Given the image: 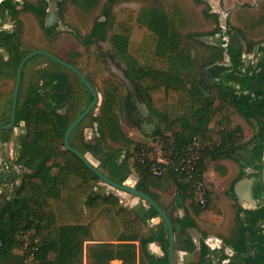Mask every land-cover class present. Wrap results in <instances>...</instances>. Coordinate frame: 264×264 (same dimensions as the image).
<instances>
[{
  "label": "trees",
  "instance_id": "1",
  "mask_svg": "<svg viewBox=\"0 0 264 264\" xmlns=\"http://www.w3.org/2000/svg\"><path fill=\"white\" fill-rule=\"evenodd\" d=\"M14 2L15 0H5L2 4L13 15L17 11ZM25 9L34 12L38 17L46 14V9L32 5H26ZM144 20L148 30L152 32L151 38L147 37L141 43L133 42L130 39L137 32L138 15L132 10L122 9L114 29V45L120 55L134 62L149 61L148 71L138 76L137 84L149 96L151 108L157 114L168 118V130L180 141L179 150L186 146L188 139L198 134L202 135L204 144L220 145L213 150L208 149L203 152L205 154L197 171V179L204 181L208 155L230 157L236 152L234 142L230 140L227 145L224 140L230 139L239 132L245 119L255 120L260 126V132L257 135L260 141L255 149H264V97L253 99L251 94H238L235 89L220 82L217 84L218 100L210 105L204 104L205 101H209V98H205L204 83L200 82L199 85L193 84L189 87L181 76L184 63H190L193 58L183 50L179 51L178 39L174 38L175 33L170 27L168 14L151 9ZM108 27V21H97L89 36V42L95 39L105 40ZM7 38L5 45L17 49L16 34ZM146 40H153L154 43L151 45ZM214 50L219 52V58L222 59L223 50L220 48ZM26 55V53L23 54L21 58L13 55L10 61L14 64L11 63V65L17 68ZM69 63L79 69L87 67V53L81 51ZM241 69V54H239L234 58L232 74L240 78L245 77ZM45 77L48 90L46 97L44 94L42 96L38 90H33L22 103H19L18 107L16 126L24 122L27 135L17 164L28 168L32 173L22 174L21 188L11 200L13 213L0 220V264H25L26 256L15 252L16 249L23 247V243L18 238L20 232L30 233L33 239L39 242V251L36 253L38 264H72L74 260H81L80 256H77L80 243H76V240L72 243L70 236L62 235L61 229L67 226L85 225H88L96 241H119L123 237H129V241L140 239L141 252L148 264H169V231L164 221L159 224L156 231H151L149 238L139 237L146 228L145 220L148 217H160L158 212L150 207L146 218H142L139 214L124 208L114 194L103 196L97 193L96 187L101 179L80 158L65 150L64 143L63 146H57V140L64 138L70 126L67 118L58 114L59 105L67 98L65 93L69 90L68 78L61 72H47ZM255 77L252 76L249 79L254 80ZM111 84L106 82L110 88L113 87ZM41 96L46 104L38 107L34 112L33 103L41 100ZM190 109L194 110V113L189 117L188 125L184 123L183 118ZM217 127L221 130H217ZM101 139H105L103 131H101ZM71 145L84 155L86 152H92L100 162L99 169L101 167L116 168L120 165L124 174L118 178H112L103 173L117 183L128 184L131 174L129 160L126 157L118 163L121 151H115L108 146L105 147V152L95 151L93 146L88 144L83 151L75 147L72 142ZM51 161L52 164H49ZM159 165L163 170L162 176L159 177L152 173V163L139 167L137 187L140 191L154 198L147 188L148 185L165 189L175 184L182 191L191 189L193 180L189 176L176 171L172 165ZM53 168L58 170L57 174L50 176ZM8 174L11 173L0 174V184L13 182V175ZM72 176L81 180L76 187L67 186ZM206 201V204L197 210L198 217L207 223L222 225L224 217L216 207L210 193H207ZM243 212L251 233V244L246 245L240 231L236 239L229 244L235 251L234 256L228 263H223L228 258L222 255L220 264H264V206ZM171 220L175 228V250L178 231L180 235H184L189 245L187 249L191 252L195 250L193 239L187 234V230L195 228L196 222L190 217L183 220L173 218ZM177 224H180V228H177ZM152 242H158L167 255L160 258L151 254L148 246ZM135 248L136 245L130 244L120 251L128 255ZM253 251H256L254 255ZM106 252L105 257H118L126 261L121 256H117V253L114 255L112 250ZM200 256V261L192 264L212 263L213 251L206 243L201 246ZM107 261L110 260L100 262Z\"/></svg>",
  "mask_w": 264,
  "mask_h": 264
},
{
  "label": "rangeland",
  "instance_id": "2",
  "mask_svg": "<svg viewBox=\"0 0 264 264\" xmlns=\"http://www.w3.org/2000/svg\"><path fill=\"white\" fill-rule=\"evenodd\" d=\"M211 1L217 4L216 10H222L223 15L215 12ZM250 1L254 2L255 5L260 2V0ZM26 5L46 9V6L41 0H20L15 15L0 10V18L7 22L11 20L13 22V28L11 30L19 32L21 37L20 42L16 46L17 49L15 47H9V50L2 48L0 58L8 57L9 59L13 55L16 58H21L25 53L29 54L34 50L42 49L56 52L60 59L70 62L81 51L87 53L88 65L80 69L99 93V104L88 118L73 132L71 142L75 147L84 151L86 149L85 145L88 144L93 146L95 151L102 150L105 152L106 146L115 151H121L118 163L128 157L129 168L131 170L128 179V185L130 186H137V182L139 181L137 170L139 167L142 165L148 166L151 163L152 166L164 162L175 164L178 162L176 159L177 156L186 152L188 146L193 145V143L199 145L198 150L201 153L202 161L203 154H205L203 153L205 149L203 147L202 135H194L187 140L186 146L179 150L180 141L168 130V118L157 114L151 108L149 96L137 84L138 76L148 71L150 66L149 61L134 62L130 58L120 55L116 51L113 41L114 29L119 21L122 9H129L136 12L138 15L137 32L130 40L141 43L145 38H151L152 35V32L148 30L147 24L144 22L148 11L155 9L158 12L167 13L170 20V27H172L173 33H175L174 38L178 39L179 51L183 50L185 53H192L191 58L193 59H191L192 62L189 64L191 69L186 73L187 80L199 85L200 82H203L201 80L208 79L204 71L207 70L205 69L207 67L206 65L220 56L218 51L208 48L216 49L217 47L205 44V38L218 42L223 40V36L226 35L225 33L240 37L243 27L238 21L245 25L247 22L241 19H235V17H239V11L242 12L243 10L245 15H248L249 8H254L255 5H249L247 0H53V19L50 24L47 16L49 12L48 14L46 12L45 15L41 14L38 17L34 12L26 10ZM224 10H226V13L229 11L232 12V15L227 13L229 16L225 17ZM236 11L237 13L235 14L234 12ZM97 21H108L107 37L105 40L95 39L89 42V36ZM248 29L250 28L248 27ZM0 30H4L1 25ZM242 39L243 44H241L242 46H246L248 54L255 52L258 45L262 44V41L259 40L260 38L255 40L244 35ZM146 41L151 45L154 43L153 40ZM223 60L229 64L232 58H228L227 60L225 58ZM252 60L256 61V56ZM24 72L25 75L20 94L21 102L33 90H40L42 96L44 94L46 97L48 90L46 89L47 79L45 74L47 72H61L68 78L69 90L65 93L67 94V98L58 107V114L66 117L71 124L89 104L90 93L81 79L74 72L58 66L45 56L39 55L32 58L26 64ZM15 82L16 76L15 74H11L8 81L4 83L10 93L14 90ZM106 82H111L113 87H108ZM203 85L205 98H209V101H205L204 104L210 105L213 101L218 100L217 83L212 84V82L209 83L206 81V84ZM10 96H12V93ZM42 96L40 98L41 100L33 103L32 109L34 112L38 107L46 104ZM193 113L194 110L192 109L187 111L183 118L184 123L189 125V117ZM246 125L248 126V135L246 137L243 135V138L241 136L237 137L242 138L240 141L237 140L240 145L250 144L252 142L250 139H252L255 128L250 124ZM101 131L104 132L105 139H101ZM26 135L27 127L22 122L20 126H17L16 129L9 132L4 145H0L1 152L3 150L4 153L2 157L7 160L6 167L9 168V170L7 169V173L11 172L14 179H19L22 174L26 173L24 166L17 164V159L22 150ZM63 142L64 138H59L57 140V146H63ZM85 154L94 165L97 167L100 166L99 160L92 152H86ZM49 164H52V161ZM100 170L112 178H118L124 174L120 165L116 168L101 167ZM57 171L56 168H53L49 175L53 176L57 174ZM207 178L210 182H214L209 174ZM224 180L226 181V179ZM217 182L218 187L223 190L221 194H230L231 191L227 183L225 185L223 180H218ZM207 188L203 184V186L198 185L195 190L198 192L210 191V188ZM12 194L10 196L11 198H13ZM193 194H195V191ZM168 197H170L169 200L174 205L179 204L180 189L174 186L168 193ZM196 202L198 203V201ZM198 205L202 207L201 204L198 203ZM176 212L177 210L172 208L171 215L174 220H180ZM177 213L180 216V213ZM160 220V224H162L163 220ZM177 228H180V224H177ZM179 232L176 239L178 249V262L176 264L184 262V260H180V248L187 249L189 247L184 235H180ZM231 232L229 231L228 233ZM248 233L251 236L250 231ZM150 236L151 232H148L142 239H147ZM249 240L251 242V237H249ZM203 243L206 242L203 241ZM202 244L198 246L197 251H192L194 252V262H186V264L200 261L199 249H201ZM221 246L222 248L225 247L223 245ZM136 248L128 255H125L122 251H118L117 256H121L126 261L122 263L117 262L116 264H148V261L142 255L141 244L139 245V253ZM225 250H221V255L226 256ZM255 253L256 251H253V255ZM166 255L167 253L164 252L163 257ZM29 257L26 256L25 264H38L36 255L32 258ZM221 262L220 259L216 262L212 257V263L210 264H220ZM94 263L100 264V262L96 261ZM72 264H83V262L77 259Z\"/></svg>",
  "mask_w": 264,
  "mask_h": 264
},
{
  "label": "crops",
  "instance_id": "3",
  "mask_svg": "<svg viewBox=\"0 0 264 264\" xmlns=\"http://www.w3.org/2000/svg\"><path fill=\"white\" fill-rule=\"evenodd\" d=\"M18 1L20 3V0ZM41 1H43V4L46 6V12L48 14L49 10L52 9L53 2L51 0ZM247 2L251 6L255 5V3L252 1L249 2V0H247ZM224 11L225 17L229 16L227 13L232 15V12L229 11L226 13V10ZM243 11H239V17H235V19H241L247 22L245 25L238 21V23L243 27L240 37L231 36L229 38H226V36L224 35L223 41L221 40L214 44L205 43L209 46H214L222 49L223 58L216 59L206 65L207 67L205 69L207 70L204 71L206 73V78L208 79H204L201 81H203L204 84H206V81L209 83L212 82V84L224 82L225 85L235 89L238 94L252 93L257 98H263L264 66L258 72L257 77L254 80L237 77L231 72L233 68V58H235L242 50V36L245 35L255 40H257L258 38H264V0H260V2L254 6V8L250 7L248 15H245V12ZM234 13L236 14L237 11ZM12 24L13 22L11 20L7 22L0 18V25L6 31H14L11 30L13 28ZM248 27L250 29H248ZM53 54L59 56L56 52H53ZM188 55L192 56V53L188 52ZM225 58L226 60L228 58H232V60H230L231 63L228 64L227 62H224L223 59ZM190 63H184L181 75L182 78L187 82V85L189 87L194 83L191 81L189 82L186 77L187 71H190L191 69L189 66ZM246 124H250L255 128L252 139H250L252 142L250 144L246 143L240 145L237 140L240 141L242 140L243 135L245 137L248 135V126ZM217 130H221V128L217 127ZM259 132L260 126L255 120L245 119L241 124L239 132L233 135L230 139L224 140L225 144L227 143V145L230 140L234 142L236 152L233 153L232 156L223 157L217 154L215 156L208 155L207 168L203 176L204 181H202V184H204L206 188H210V191L208 190L207 193H210L216 207L224 217L222 225L210 224L198 217L197 210H199L201 207L196 202L197 194L196 190L193 188V185L188 191H182V189H180V202L177 205H174L173 202L171 203V200H169L170 197H168V193L174 186H176L175 184H172L165 189H161L151 185L147 186L149 191L154 195V198H152L158 202V204L167 212L171 219L173 218V216L171 215V210L173 208L180 213L179 216V214L176 212V214L178 215L177 217H180V220L190 217L196 222L195 228L187 230V233L193 239L195 250H198V246L202 244L203 241H205L207 244H210L211 242L213 244V247H216L215 250H212L214 255L213 259L216 260V262L222 257V249H226V256L228 258L225 259L223 263H228L234 256L235 251L229 244H231L236 239L240 231L243 240L246 242V245L248 246L251 244L249 240L250 236L248 235L249 226L246 224V218L243 211L256 210L264 203V149H255L260 141L257 137ZM238 136H241L242 138H237ZM218 146L220 145H206L203 142L205 151H207L208 149L213 150ZM2 163L3 162L0 158V174L7 173V171L9 170L8 168V170L5 171V169L2 168ZM208 174L210 175V177H212L214 182H210L208 180ZM55 175L56 174H54L53 176ZM21 177L22 176H20L19 179H13V182L0 184V220L4 219L6 216L12 215L13 213V206H11L12 198L10 196L12 193V195L14 196L20 190L22 185ZM224 179H226V181ZM218 180H223L225 182V185L227 183V186L231 191L230 194H221L223 190L218 187ZM80 183L81 180L79 178H77L76 176H72L69 179L67 186L76 187ZM223 188H225V186H223ZM232 188H234V192H232ZM96 191L103 196L114 194L119 198L120 203L124 208H126L130 212L139 214L142 218H146L145 216L149 213L150 206H148L145 201L143 202L140 198L114 190L112 187L106 185L103 182H100L97 185ZM194 191L195 194H193ZM174 218H176V216H174ZM160 219V217H148L145 220L147 224L146 228L139 234V237H144L146 233L156 230L161 223ZM61 231L62 235L70 236V240L72 243L74 242V240H76V243H80V251L78 252L77 256H80L83 264H95V261L100 262L106 260L110 261L104 263L100 262V264H116L117 262L122 263L123 261L118 259V257H105L107 255L106 251L112 250L113 254H116L121 249H126L127 245L130 244L136 245L137 252L139 253L140 239L136 241H129V237H123L119 241H96L92 232L89 230L88 225L82 227L67 226L63 227ZM229 231L232 232L228 233ZM21 233L22 232H20L18 235L19 239ZM219 245L225 246V249H219ZM148 251L160 258L164 256V252L158 242L149 243ZM15 252L19 255H22L21 249H16ZM177 252L178 249L175 250V264L178 262ZM193 254L194 252H191L188 249L180 248V260H184V262H180V264H186V262H194L195 258Z\"/></svg>",
  "mask_w": 264,
  "mask_h": 264
},
{
  "label": "water",
  "instance_id": "4",
  "mask_svg": "<svg viewBox=\"0 0 264 264\" xmlns=\"http://www.w3.org/2000/svg\"><path fill=\"white\" fill-rule=\"evenodd\" d=\"M53 2V0H51ZM213 3V4H212ZM211 5L217 9V4L211 1ZM54 10V9H53ZM52 9L49 10V15H48V22L49 24L51 23L53 19V12ZM215 12L220 13L223 15L222 10H215ZM205 43L207 44H214L217 43L216 40H212L209 38H205ZM46 56L53 60L54 62L64 66L65 68L71 70L74 72L84 83V85L88 88V90L91 92L93 95V100L92 103L83 111V113L68 127L67 131L65 132L64 135V148L65 150H68L75 154L78 158H80L81 161L92 171L94 172L103 183L106 185L112 187L114 190L120 191L127 193L131 196L140 198L141 200L145 201L150 207L154 208L160 218L165 222L167 225L168 231H169V251H168V262L169 264H175V228L174 224L167 214V212L158 204V202L153 199L151 196L148 194L140 191L137 186H130L126 183L120 184L115 182L114 180L110 179L108 176H106L96 165H94L86 155H84L82 152H80L78 149L74 148L71 146L70 143V138L72 133L75 131V129L88 117V115L95 109L97 103H98V93L93 87L92 83L87 79L86 75L76 66L70 64L69 62H66L62 59H60L58 56L55 54L47 51V50H34L31 53L27 54L20 62L18 70H17V81H16V87H15V94H14V101H13V109H12V118L10 123L7 125L3 126L0 128V130H11L15 128L16 124V110H17V103H18V95L21 89L22 85V79H23V71L24 68L29 60L36 56ZM206 71V70H205ZM26 173H32L31 170L28 168L24 167ZM11 173V172H8ZM11 175L12 174H8ZM12 206V204H11Z\"/></svg>",
  "mask_w": 264,
  "mask_h": 264
},
{
  "label": "flooded vegetation",
  "instance_id": "5",
  "mask_svg": "<svg viewBox=\"0 0 264 264\" xmlns=\"http://www.w3.org/2000/svg\"><path fill=\"white\" fill-rule=\"evenodd\" d=\"M5 0H0V10H3L5 12H7L8 14L10 13L11 14V11L6 9L2 4ZM16 5V9H18V4H19V1L18 0H15V2L13 3ZM213 7V6H212ZM214 8V7H213ZM215 9V8H214ZM216 10V9H215ZM17 12V11H16ZM32 12V11H31ZM6 13V14H7ZM13 34H16V38H17V44L20 42L19 40L21 39L20 35H19V32H17L16 30H14L13 32L11 31H6L5 29L2 31L0 30V51L2 48H7L9 50V47L8 45H5L6 42L8 41L7 37L10 36V35H13ZM226 35V38H229L231 36H235L233 34H227L225 33ZM19 38V39H18ZM260 40L262 41V44L258 45L257 49L255 50V52H253L252 54L251 53H247V48L246 46H242V50L239 54H241V63H242V69H241V72L244 76H242L244 79H249V77H252V76H256L257 77V74L258 72L263 68L264 66V38H260ZM223 41V40H222ZM243 44V42H242ZM244 47V49H243ZM11 48H13V46H11ZM255 53V55H254ZM238 54V55H239ZM252 56V57H251ZM254 56H256V61L252 60L254 58ZM10 57L8 59V57L6 58H0V128L7 125L8 123H10L11 121V118H12V109H13V101H14V94H15V87H16V82H15V87H14V90L11 92L12 93V96H10V92L7 88V86L4 85L5 81H8L9 79V76L11 74H15L16 76V81H17V70H18V67L15 68L13 67L12 65L14 64V62L12 63L10 61ZM30 61V60H29ZM28 61V62H29ZM27 62V63H28ZM12 63V65H11ZM232 65H233V68L231 70L232 73H234V61L232 62ZM25 69V68H24ZM81 70V69H80ZM71 71V70H70ZM82 71V70H81ZM24 75H25V72L23 71V79H24ZM255 77V78H256ZM23 79H22V82H23ZM84 84V83H83ZM22 87V85H21ZM87 88V87H86ZM88 89V88H87ZM96 90V89H95ZM40 92V90H38ZM97 91V90H96ZM90 93V101H89V104L87 105V107L92 103V100H93V95L91 94V92L89 91ZM98 93V92H97ZM20 94H21V89H20V92H19V95H18V103H17V110H16V124H15V128L16 129V125H17V113H18V107H19V103H22L21 100H20ZM248 94H251L252 98L253 99H257L256 96H254L252 93H248ZM98 97H99V93H98ZM99 104V99H98V103L97 105ZM96 105V106H97ZM86 107V108H87ZM85 108V109H86ZM96 108V107H95ZM10 109V111H9ZM84 109V110H85ZM83 110V111H84ZM83 111L81 112V114L83 113ZM10 112V113H9ZM93 112V111H92ZM91 112V113H92ZM90 113V114H91ZM80 114V115H81ZM89 114V115H90ZM79 115V116H80ZM88 115V116H89ZM78 116V117H79ZM77 117V118H78ZM76 118V119H77ZM88 118V117H87ZM75 119V120H76ZM74 120V121H75ZM73 121V122H74ZM72 122V123H73ZM71 123V124H72ZM70 124V125H71ZM21 125V124H20ZM19 125V126H20ZM14 129H11V130H0V145H4V142L7 141V135L9 134V132L13 131ZM73 134V133H72ZM5 136V138H4ZM72 137V135H71ZM6 140V141H5ZM64 143V142H63ZM70 143H71V138H70ZM72 146V145H71ZM3 148V146H2ZM0 152H1V149H0ZM3 150L2 152L0 153V158H1V161L3 162L2 163V168H4L5 170L8 169V167H6V164H7V160L3 159L2 155H3ZM16 155V154H15ZM86 155V154H85ZM9 160V159H8ZM12 161V159H10ZM13 169V168H12ZM14 170V169H13ZM3 174V173H2ZM261 206H264V203L261 205ZM260 206V207H261ZM207 244V243H206ZM212 250H215L216 247H213V244L210 242V244L208 243L207 244ZM221 246L219 245V249Z\"/></svg>",
  "mask_w": 264,
  "mask_h": 264
},
{
  "label": "built area",
  "instance_id": "6",
  "mask_svg": "<svg viewBox=\"0 0 264 264\" xmlns=\"http://www.w3.org/2000/svg\"><path fill=\"white\" fill-rule=\"evenodd\" d=\"M197 143H193V145L188 146L186 152L183 154H180V156H177V163L175 164H169V163H157L154 164L151 167V171L156 176H162L163 170L162 167L159 164H165V165H172L176 171L183 173L187 176H189L193 180V188L195 189L198 185L203 186L202 181H199L197 179V171L200 166L201 161V153L198 150ZM205 190V189H204ZM197 201L199 204L204 206L206 204V196L207 192L205 191H197ZM23 243V247L21 249V252L23 255H26L29 258L35 257L36 253L39 251V242L36 239H33V236L30 233L22 232L20 239ZM1 245V243H0Z\"/></svg>",
  "mask_w": 264,
  "mask_h": 264
}]
</instances>
